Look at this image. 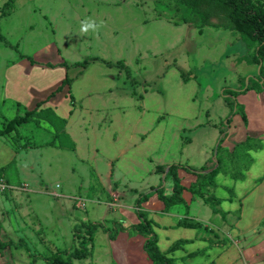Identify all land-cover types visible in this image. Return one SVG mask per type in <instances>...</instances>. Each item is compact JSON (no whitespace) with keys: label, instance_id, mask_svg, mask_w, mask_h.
Instances as JSON below:
<instances>
[{"label":"rangeland","instance_id":"374dc122","mask_svg":"<svg viewBox=\"0 0 264 264\" xmlns=\"http://www.w3.org/2000/svg\"><path fill=\"white\" fill-rule=\"evenodd\" d=\"M5 1L0 0V6ZM253 2L264 9V0ZM154 6L155 0H14L9 14L0 19L1 32L10 44L0 42V129L27 110L12 98L6 97L2 103L5 93H16L20 86L37 87L69 77L72 82L65 85V97L73 106L74 97L82 99L68 126L73 141L66 135V122L55 114L60 108L48 105L50 101L34 104L31 110L37 108L40 113L4 137L6 145L19 154L17 158L28 164L19 174L2 172L9 184L6 194L19 192L8 202L9 207L6 204L11 228L6 229L3 240H24L36 256V264H48L47 258L56 253L71 258L74 264H117L109 248L116 251L119 263L129 261L120 240L108 239L101 229L87 240L84 257L71 255L81 248L84 225L102 223L111 229L115 215L110 208H114L116 198L102 186L104 182H98L93 169L81 164L82 158L100 165V169L110 161L114 169L122 163L136 188L144 189L148 184V191L156 178L152 161L168 162V138L180 134L181 119L177 114L168 115L173 106H186L188 117L182 127L203 119L208 122L182 133L184 140H193L188 147H194V154L205 131L204 138L213 141L210 147L214 149L221 134L234 129L233 123H227L229 115L217 117L225 109L230 113L234 110L222 91L246 86L247 78L259 71L257 65L232 66L234 55L248 54L239 34L225 28L175 25L155 18ZM89 20L100 26L81 32L82 24ZM91 57L124 62L132 78L125 70L100 61L89 63L78 75L83 69L79 64ZM4 61L6 68L17 67L18 71H5ZM40 68H47L44 74L52 71L57 75L40 79L37 76L41 73L35 75L33 71ZM9 74L14 75L15 82L8 80ZM181 74L188 77L187 83ZM252 90L258 95H246ZM206 93L213 108L208 116H200L196 107L203 105ZM241 95V104H249L251 115L257 116L256 100L264 102V90L250 89ZM262 129L264 118L254 119L251 131ZM128 142L132 143L130 148L117 163L115 156ZM74 143L76 150L72 151ZM175 150L178 155L179 148ZM216 154L210 155L212 161ZM263 165L264 154L257 159V169ZM262 238L256 241L264 249ZM31 259L25 248L11 247L0 264H30Z\"/></svg>","mask_w":264,"mask_h":264},{"label":"crops","instance_id":"0c3cea01","mask_svg":"<svg viewBox=\"0 0 264 264\" xmlns=\"http://www.w3.org/2000/svg\"><path fill=\"white\" fill-rule=\"evenodd\" d=\"M258 2L261 3V0H258ZM4 3L0 6V12ZM246 55L252 54L248 51ZM242 56L244 55H234L232 62L234 68H238V66L246 63H238L237 59ZM2 65L5 71L7 70L9 73L18 71L17 67L6 68V61ZM45 70L47 68H40L39 70L33 71L35 75L41 73L37 76L40 79L49 76L55 77L57 75L52 71H46V74H44L43 71ZM181 76L185 80L184 83H187L188 77L185 74H181ZM258 76L259 74H255L253 77L249 76V82L251 78H258ZM8 80L15 82L14 75L9 74ZM131 80H135V78ZM61 82H63L62 78L58 77L51 83H39L37 87L35 85H29V91L28 87L20 86L16 93L13 91L8 94L5 93L2 103L6 102V97H8L14 99L16 102L23 103L26 107L25 109L31 110L34 104L45 101L49 94L61 85ZM65 90L64 88L57 96L50 99L48 105L53 106L54 104V106L57 105L60 108L56 111L57 113H54L58 119L66 122V135L72 140L73 138L71 136L73 134L69 131L68 126L76 107L80 105L82 99L74 97L76 103L73 106L72 101L70 102L65 97ZM204 90L207 92L208 88ZM250 94L258 95L253 90L246 95ZM240 97L243 99L242 95L235 97V99L241 104ZM248 100L246 99V101ZM256 104L258 108L257 116L251 115L249 104H241L244 106L247 123H245L242 114H236L230 117L229 123L227 122L228 124L233 123L234 129L230 128L226 133L227 137L219 153L221 155L219 158L222 163V170L216 174L214 179L216 183L215 187L203 186L201 189H198L196 185L198 177L189 171L179 169L178 176L184 188L182 198L185 202L183 204H177L168 209L165 203L158 198L157 194H153L148 200L141 203L140 210L148 216L158 236L157 245L159 249L172 260V264H239L241 263L240 260L244 264H264V249L261 243H258L259 240L256 241L260 237L264 238V165L257 169V159L264 154V130L262 129L258 132L251 131V123L254 122V119L262 120L264 118V102L256 100ZM185 108L186 106L183 104L173 106L172 110L168 113V115L177 114L181 119L180 126L177 129L181 136L179 134V136L175 135L168 138L170 141V144H168V162L166 160L160 161V163L152 161L151 165L154 166L153 173L156 178H153L154 185H150L148 191L156 189L162 183V180L164 181L168 172L166 169L164 173H158L156 171L157 166L181 164L196 168L198 171H202L203 168L211 171L217 167L218 163L216 158L212 161L210 157L212 152L214 154L216 147L212 149L210 144L213 141L204 138L207 131L204 132L201 141L198 142V151L195 154L194 147H188L189 144H192L193 140L190 138L183 139L182 133L185 131H192L208 124L206 119H203L196 125L182 127L188 117ZM212 108V98L206 93L203 105L197 106L196 111L200 113V116H208ZM228 115H230V111L225 109L220 114H217V117H227ZM105 130L107 131V128ZM132 136L133 134H131V138ZM4 137L0 136V174L3 178H5V175L2 172L6 174L9 170H12L19 174L23 172L25 165L28 164L25 163V160L20 161L17 158L19 154L15 152L12 146L9 144L6 145V141H4L6 139ZM248 138L259 139L262 142V147L257 150L238 148L239 150L237 151L235 159H232L230 154ZM131 144V142H128L124 147L120 148L118 156H115L117 163L122 161L121 159L127 153ZM73 148L72 151H75L76 145ZM177 148L180 150L178 155H176L175 150ZM249 156L251 159L248 164ZM85 159L82 158L81 164H86L90 169H93L98 182H104L105 184L102 183V186H105L106 191L109 194L111 193V195L113 194L116 198V202L113 204L114 208H110L115 212L113 221H118L125 227L138 224L139 217L135 207L136 201L142 193L148 192L147 186L149 185H145L144 189L136 188L133 179L127 174L128 171L124 170L122 163L118 169H114V162L110 161L106 164L105 169H100V165H96L95 162H86ZM131 163L135 167V162L131 161ZM133 167L132 170L135 169ZM239 173L243 175L242 178H236L238 176L236 174ZM163 184L164 194L171 195L174 191V180L172 177L167 178ZM141 188L143 187L141 186ZM17 193L19 192H14V194H11V191L8 194L6 192L0 193V238L2 240L6 236V229L11 228V225L8 224L10 220L6 219V204L9 207L8 202L14 201L19 196ZM211 198L215 199V204L218 208L217 211L214 210L213 203L208 201ZM85 205L84 200L83 207ZM107 237L110 239L108 234ZM117 240H120L119 244L123 245V249L126 251L124 254L129 258L127 264H135L138 261L142 262L140 264H152V260L150 261V257L144 248L145 237L132 232H121L113 241ZM179 241H182L180 246L174 251H169L171 246ZM95 253L96 251L94 249L93 256ZM109 253L113 254L117 264H121L119 263L115 250L109 248ZM3 256H0V259ZM94 259L96 261L95 256ZM131 259H133V263Z\"/></svg>","mask_w":264,"mask_h":264},{"label":"trees","instance_id":"16d2710c","mask_svg":"<svg viewBox=\"0 0 264 264\" xmlns=\"http://www.w3.org/2000/svg\"><path fill=\"white\" fill-rule=\"evenodd\" d=\"M14 0H7L3 7L1 8L0 19L9 14L8 11L13 7ZM155 18L163 19L171 22L175 25L189 24L197 29H203L205 27L214 28H225L237 32L240 35L241 40L244 42L247 50L252 55H244L237 59L238 63L246 62L250 65H262L260 69V74L258 78H251L247 88L243 86L241 89L224 88L222 95L224 98L233 105L234 110L230 113L229 117H233L236 114H242L247 123V117L244 112V106L239 104L235 97L240 94L246 93L250 89H255L256 91L264 90V9L256 5L253 0H155ZM0 42L10 45L7 38L1 32L0 26ZM25 57V56H21ZM30 60V59H29ZM94 61H100L108 67H118L127 72L128 78H132L130 69L122 61L112 62L105 60L100 57L86 58L82 63L81 67L83 69L79 71L78 75L82 74L84 70L88 68L89 63ZM32 62V61H31ZM65 65V64H62ZM50 67H55V65L48 64ZM72 78L66 77L61 85H59L45 101L40 104L48 102L50 99L57 96L65 88V85L71 84ZM73 103V102H72ZM38 113L37 108L33 110H26L23 116H16L9 120L6 127L0 129V136L10 135L12 132H16L17 129L30 122V120L35 117ZM230 119H228L229 123ZM227 137L226 133H222L219 139L218 145L214 149L216 152L215 158L217 160V167L211 171H207L203 168L202 171H198L188 165L172 164L168 166H157L156 171L158 173H164L167 169L168 172L164 181L172 177L174 180V191L171 195L164 194V184L162 183L156 188L152 189L146 193H142L136 201V209L139 217V223L125 227L122 223L118 221H112L113 227L107 228L102 223H90L84 225L85 234L83 235V240L80 242L81 248L77 249L72 256L76 258L84 257L83 251L87 250V240L92 237L99 229L103 230L109 235V238L115 240L119 233L121 232H132L137 235H142L146 238L144 248L148 253L152 264H172V260L167 257V255L159 249L157 242L158 236L155 233L152 222L148 219V216L140 210L141 203L148 200L153 194H157L158 198L163 201L166 208H170L177 204H183L185 201L182 198L183 186L181 185L180 178L178 176V170L184 169L190 173L195 174L197 179V187L201 189L203 186H216L214 179L216 174L222 170V163L220 162L219 153L222 149V144ZM245 148L246 150H257L262 147V142L259 139L248 138L244 143L240 144L235 150L230 154L232 159H235L238 148ZM251 157H248V164L250 163ZM238 173V170H237ZM236 178H242V174H236ZM213 203L214 210L217 211V205L215 204V199L210 200ZM76 229L80 230L79 227ZM79 234L82 232L79 231ZM182 241L174 243L169 251H174L180 246ZM25 248L28 250L29 255L33 257L31 264L35 263V258L33 254L29 252V248L24 240L15 242L12 240L4 241L0 238V256L5 254V251L10 248ZM71 257V256H70ZM48 264H73L71 258L64 259L59 253L54 254L47 258Z\"/></svg>","mask_w":264,"mask_h":264},{"label":"clouds","instance_id":"9594fccd","mask_svg":"<svg viewBox=\"0 0 264 264\" xmlns=\"http://www.w3.org/2000/svg\"><path fill=\"white\" fill-rule=\"evenodd\" d=\"M99 26H100V25L97 24L96 22L89 20L88 22L82 24L80 31H81V32H87V31H89V30H93V31H94V30H96Z\"/></svg>","mask_w":264,"mask_h":264},{"label":"built area","instance_id":"2783aa9c","mask_svg":"<svg viewBox=\"0 0 264 264\" xmlns=\"http://www.w3.org/2000/svg\"><path fill=\"white\" fill-rule=\"evenodd\" d=\"M8 184L5 183V180L2 176H0V193H3L6 191Z\"/></svg>","mask_w":264,"mask_h":264},{"label":"water","instance_id":"95a60500","mask_svg":"<svg viewBox=\"0 0 264 264\" xmlns=\"http://www.w3.org/2000/svg\"><path fill=\"white\" fill-rule=\"evenodd\" d=\"M261 67H262V65H259V71H258V74H260V69H261ZM263 82H264V79L261 80V83H263ZM248 83H249V78H247V84H246L245 88L248 87ZM216 155H217V154H216Z\"/></svg>","mask_w":264,"mask_h":264}]
</instances>
